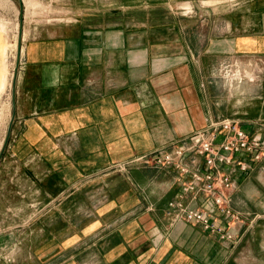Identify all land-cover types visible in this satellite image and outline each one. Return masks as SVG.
Returning <instances> with one entry per match:
<instances>
[{"label": "crops", "instance_id": "1", "mask_svg": "<svg viewBox=\"0 0 264 264\" xmlns=\"http://www.w3.org/2000/svg\"><path fill=\"white\" fill-rule=\"evenodd\" d=\"M53 2L24 30L0 264H264V153L230 166L238 219L216 215L230 237L171 207L214 210L204 192L182 194L189 176L116 166L222 117L264 135V0ZM233 62L257 81L228 85L219 72Z\"/></svg>", "mask_w": 264, "mask_h": 264}, {"label": "built area", "instance_id": "2", "mask_svg": "<svg viewBox=\"0 0 264 264\" xmlns=\"http://www.w3.org/2000/svg\"><path fill=\"white\" fill-rule=\"evenodd\" d=\"M221 70L229 77L230 84L243 81L245 70L238 64L225 63ZM240 153H251L253 159H260L264 153V136L252 138L238 119L222 117L211 120L205 128L170 148H157L116 166L124 169L129 164L143 163L173 168L182 175L189 176L182 182V194L195 195L202 191L214 210L189 207L181 199L172 201L171 207L179 209L180 216L186 221L200 223L205 230L230 237V231L217 222L216 215L224 216L228 221L238 219V215L231 209L237 183L232 177L230 166L238 164L242 170L249 168L246 160L237 158L236 155ZM200 157L204 158V167L201 166Z\"/></svg>", "mask_w": 264, "mask_h": 264}, {"label": "rangeland", "instance_id": "3", "mask_svg": "<svg viewBox=\"0 0 264 264\" xmlns=\"http://www.w3.org/2000/svg\"><path fill=\"white\" fill-rule=\"evenodd\" d=\"M23 4V33L26 24H28L32 18L39 16L47 17L49 13H53L55 9L59 8L57 7V3H54L53 0H23ZM180 9L194 12V7L192 5L189 6V8ZM20 31L21 14L19 0H0V87L2 84L4 86L0 90V149L6 136L12 114V75L15 66L21 61V56L19 57L17 55V46L20 45L22 50L24 34L20 36ZM247 71L248 72L245 73L243 72V81L249 79L250 82H256L260 71L253 66L252 69H247ZM219 75L222 80L230 85V79L223 73V70L220 69ZM244 124L245 122L243 121V125ZM249 216L251 220L256 218V215Z\"/></svg>", "mask_w": 264, "mask_h": 264}, {"label": "water", "instance_id": "4", "mask_svg": "<svg viewBox=\"0 0 264 264\" xmlns=\"http://www.w3.org/2000/svg\"><path fill=\"white\" fill-rule=\"evenodd\" d=\"M20 3V14H21V31H20V36L23 34L22 29H23V17H24V4L23 0H19ZM18 72H19V62L14 68V73H13V83H12V114L11 118L8 124L6 136L4 138V141L2 143L1 149H0V162L4 156L5 150L8 146L10 137H11V132H12V127L13 123L15 121L16 117V111H15V96H16V84H17V78H18Z\"/></svg>", "mask_w": 264, "mask_h": 264}, {"label": "bare ground", "instance_id": "5", "mask_svg": "<svg viewBox=\"0 0 264 264\" xmlns=\"http://www.w3.org/2000/svg\"><path fill=\"white\" fill-rule=\"evenodd\" d=\"M24 34V33H23ZM23 34H22V36H23ZM17 55L20 57L21 56V47H20V45H18L17 46ZM13 73H14V71H13ZM12 83H13V75H12ZM4 86H3V84L1 85V87H0V90L3 88ZM11 89H12V84H11Z\"/></svg>", "mask_w": 264, "mask_h": 264}]
</instances>
